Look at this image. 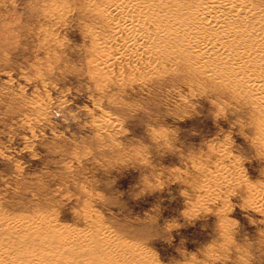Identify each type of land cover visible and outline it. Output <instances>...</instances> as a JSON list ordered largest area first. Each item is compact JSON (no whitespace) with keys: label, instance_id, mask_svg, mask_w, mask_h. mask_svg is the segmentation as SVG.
<instances>
[{"label":"rangeland","instance_id":"rangeland-1","mask_svg":"<svg viewBox=\"0 0 264 264\" xmlns=\"http://www.w3.org/2000/svg\"><path fill=\"white\" fill-rule=\"evenodd\" d=\"M77 1L0 0V245L11 261L77 264L92 238L155 264H264V0H216L209 31L194 11L215 0H169L187 28L181 47L203 55L179 60L190 71L155 51L146 72L94 67L106 26ZM241 77L262 84L236 95Z\"/></svg>","mask_w":264,"mask_h":264},{"label":"bare ground","instance_id":"bare-ground-1","mask_svg":"<svg viewBox=\"0 0 264 264\" xmlns=\"http://www.w3.org/2000/svg\"><path fill=\"white\" fill-rule=\"evenodd\" d=\"M127 1L131 4V9H128L126 4ZM218 4V1H216L213 6L201 9L200 11H203L201 15H198L199 12H196L197 10L194 11L196 14L195 16L199 18L198 21L200 24L198 25L201 29L205 31L212 29L214 23L211 22L214 18L210 15V11L215 10L216 7H220ZM252 4L254 3H248L251 10L253 9ZM93 5L95 6L91 5L90 0H78L75 3V6H78L80 9L93 12L95 16L93 18H96L100 23L106 26L103 32V41L96 45L99 55L92 59L94 67L104 68L110 65V62L114 66L124 64L132 71L139 72L143 70L146 72V69L149 70L153 64V56L151 53L157 51L170 54L171 65L168 67L169 69L172 67H175V69L186 68L191 71L193 67L192 63H186L184 61L179 62V60L187 54L191 59L195 58L199 60L202 58L194 57L196 54L203 55L198 52L197 49H192L191 51L187 50L185 47H181L180 39L181 36L185 34V29L187 28L174 22L175 19L170 11H177L178 7L169 0H124V2L123 0H98V3H93ZM227 6L230 7V5ZM216 10H220V8ZM190 13L193 12L191 11ZM235 18L240 20L239 16ZM222 28H225L224 23L222 26L220 25V28L214 29V31L221 33ZM107 46L113 49L112 53H107ZM203 51L208 54L207 49ZM155 62H157L156 69L162 71L166 68L164 61H161L160 58L157 57ZM199 72L203 73L204 70L200 69ZM233 83H235L236 88L240 90L239 92L232 90L234 94L237 95L240 92L246 93L251 92L253 89L256 90V87L262 84V79L253 80L241 77L238 81L237 79H233ZM256 105L264 111V98L258 99ZM257 106H254V108L256 109ZM255 120H257V118ZM255 127L256 133L260 138L259 140H261L264 145V122L259 123L258 120ZM106 241L105 243L100 239L93 240L89 238L86 244L85 254L82 259L78 260L77 264H155V262L153 263L149 260L148 254L138 250L137 247L129 243L126 244L125 242L115 240ZM11 253L12 249L8 251L6 249V244L5 246L0 245V264H23L13 263L14 260L11 261L10 259ZM44 254H46V252ZM28 264L36 263L33 258H30Z\"/></svg>","mask_w":264,"mask_h":264}]
</instances>
